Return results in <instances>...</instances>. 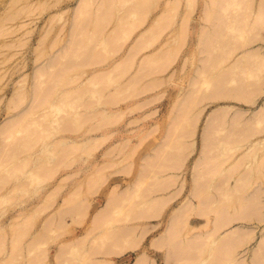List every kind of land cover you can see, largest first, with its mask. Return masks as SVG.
<instances>
[{"label": "rangeland", "instance_id": "rangeland-1", "mask_svg": "<svg viewBox=\"0 0 264 264\" xmlns=\"http://www.w3.org/2000/svg\"><path fill=\"white\" fill-rule=\"evenodd\" d=\"M81 1L0 0V264H264V0Z\"/></svg>", "mask_w": 264, "mask_h": 264}, {"label": "bare ground", "instance_id": "bare-ground-1", "mask_svg": "<svg viewBox=\"0 0 264 264\" xmlns=\"http://www.w3.org/2000/svg\"><path fill=\"white\" fill-rule=\"evenodd\" d=\"M82 1H84V2H82ZM82 1H81V2L84 3V4H85V2H86V4H87L88 2H90L89 0H88V2L85 1V0H82ZM117 1H119V2H117ZM145 1H146V0H145ZM209 1H210V0H209ZM213 1H214V0H213ZM91 2H92V0H91ZM91 2L88 3V5H83L82 8H83V9H87L88 6L91 7V5H92ZM104 2H105V0H104ZM104 2H102V3H104ZM116 2H117L118 4H119V3L121 4V1H120V0H116V1H114L115 5L117 4ZM230 2L232 3L231 0H229V3H230ZM246 2H247V1H246ZM82 3H81V4H82ZM209 3H210V2H209ZM215 3H217V2H215ZM248 3H250V2H248ZM81 4H80V5H81ZM90 4H91V5H90ZM140 4H141V3H140ZM211 4H212V2H211ZM250 4H251V3H250ZM80 5H79V8L81 7ZM95 5H96V4H95ZM97 5H99V4H97ZM212 5H214V4H212ZM221 5H222V4H221ZM226 5H227V4H226ZM133 6H134V4H133ZM85 7H86V8H85ZM98 7H100V5H99ZM112 7H114V5H113ZM230 7H231V6H230ZM261 7H262V5H261ZM96 8H97V7H96ZM96 8H94V9H95V10H98V11H100V9H103V8H99V9H96ZM208 8H209V7H208ZM220 8H221V7H220ZM231 8H232V7H231ZM132 9H133V8H132ZM137 9H138V8H137ZM209 9H210V8H209ZM212 9H213V8H212ZM87 10H88V9H87ZM213 10H214V9H213ZM225 10H226V9H225ZM80 11H82V10H80ZM80 11L78 12V14H81V15H82V13H84V15H85V13H88L86 10H83V11H85V12H82V13H81ZM88 11H90V8H89ZM130 11H131V10H130ZM76 12H77V10H76ZM93 12H95V11H93ZM103 12H104V10H103ZM208 12H209V11H208ZM261 12H262V11H261ZM96 13H97V12H96ZM104 13L107 14L106 12H104ZM209 13H210V12H209ZM211 13H212V10H211ZM78 14H76V15H78ZM90 14H92V12H90ZM218 14H219V12H218ZM224 14H225V13H224ZM76 15H75V16H76ZM88 15H89V14H88ZM94 15H95V13H94ZM94 15H92V16H94ZM96 15H98V14H96ZM208 15H209V14H208ZM208 15H207V16H208ZM228 15H229V14H228ZM235 15H236V14H235ZM204 16L206 17V13H204ZM215 16H216V15H215ZM215 16L213 17L214 19H216ZM231 16L233 17L234 15H231ZM77 17H78V16H77ZM77 17H76V18H77ZM98 17H99V16H98ZM205 17H204V18H205ZM221 17H222V16H221ZM223 17H224V16H223ZM227 17H228V16H227ZM229 17H230V16H229ZM232 17H231V19L235 18L236 16L233 17V18H232ZM256 17L259 18V15L256 16ZM85 18H86V17H85ZM94 18H95V17H94ZM213 18H212V16H211V19H213ZM238 18H239V17H236V20H238ZM78 19H80V18H78ZM96 19H97V17H96ZM207 19L209 20V16H208ZM220 19H221V18H220ZM226 19H227V18H226ZM240 19H241V18H240ZM242 19H243V18H242ZM255 19H256V18H255ZM261 19H264V18H261ZM83 20H84V19H83ZM117 20H118V19H117ZM120 20H122V19H119V21H120ZM208 20H207V21H208ZM258 20L260 21V19H258ZM85 21H86V20H85ZM122 21H123V20H122ZM122 21H120V22H122ZM207 21H206V22H207ZM210 21H211V20H210ZM219 21H220V20H219ZM227 21H228V20H227ZM233 21H235V19H234ZM233 21H232V23H233ZM239 21H240V20H239ZM79 22H80V21H79ZM101 22H102V21H101ZM120 22H119V23H120ZM223 22H224V21H223ZM223 22H222V23H223ZM257 22H258V21H257ZM261 22H262V21H261ZM84 23H85V22H84ZM87 23H89V22L87 21ZM102 23H103V22H102ZM107 23H109V22H107ZM119 23H118V24H119ZM208 23H209V21H208ZM212 23H213V22H212ZM236 23H239V22H236ZM236 23H235V24L233 23L234 26L237 25ZM254 23H255V22H254ZM100 24H101V23H100ZM105 24H106V23H105ZM105 24H104V25H105ZM118 24H116V25L118 26ZM225 24H227V23H225ZM225 24H224V26H225ZM230 24H231V23H230ZM80 25H82V23H80ZM87 25H88V24H87ZM87 25H86V27H87ZM89 25H90V23H89ZM93 25H94V24H93ZM95 25H96V24H95ZM95 25H94V26H95ZM97 25H98V24H97ZM227 25H228V24H227ZM231 25H232V24H231ZM231 25H229V26L232 27ZM258 25L261 26L262 24L259 23ZM258 25L256 24V26H258ZM211 26H212V25H211ZM224 26H223V27H224ZM229 26H228V27H229ZM237 26H238V25H237ZM100 27H101V26H100ZM100 27H99V28H100ZM93 28H94V27H93ZM115 28H116V27H115ZM226 28H227V27H226ZM237 28H238V27H237ZM255 28H256V27H255ZM85 29H89V28H85ZM94 29H95V28H94ZM232 29L235 30L236 27H234V28H232ZM238 29H239V28H238ZM91 30H92V29H91ZM117 30H118V29H117ZM236 30H237V29H236ZM112 31H113V30H112ZM121 32L126 33V30H125V31H122V30H121ZM78 33H79V32H78ZM80 33H82V32L80 31ZM80 33H79V35H80ZM85 33H86V32H85ZM87 33H88V31H87ZM89 33H90V31H89ZM82 34H83V33H82ZM90 34H91V33H90ZM217 34H218V33H217ZM256 34H257V33H256ZM258 34H259V33H258ZM261 34H264V33H261ZM86 35H87V34H86ZM204 35H205V33H203L202 37H204ZM206 35H208V34H206ZM80 36L83 37V35H80ZM84 36H85V34H84ZM90 36H91V35H90ZM94 36H96V35H94ZM103 36H104V35H103ZM252 36H253V35H252ZM259 36H260V34H259ZM261 36H264V35H261ZM85 37H86V36H85ZM207 37H208V36H207ZM257 37H258V36H257ZM88 38H90V37H88ZM93 38H94V37H93ZM200 39L202 40L203 38H200ZM206 39H207V38H206ZM259 39H260V38H259ZM261 39H264V38H261ZM79 40H80V39H79ZM83 40L86 41L87 38H86V39L84 38ZM88 40H90V39H88ZM91 41H93V40L91 39ZM87 42L89 43V41H87ZM78 43H79V42H78ZM85 43H86V42H85ZM142 43H143V42H142ZM229 44H230V43H229ZM82 45H85V46H86V44H84V43H82ZM88 45H89V44H88ZM88 45H87V46H88ZM232 45H234V44H230V46H232ZM70 46H71V45H70ZM76 46H77V45H76ZM79 46H80V45H79ZM79 46H78V47H79ZM90 46H91V45H90ZM237 46H238V45H237ZM237 46H236V47H237ZM81 47H83V46H81ZM220 47H221V46H220ZM220 47H218V49H219ZM227 47H228V46H227ZM233 47H234V46H232V48H233ZM240 47H241V46H240ZM73 48H74V47H73ZM86 48H87V47H85V49H86ZM221 48H222V47H221ZM237 49H238V48H237ZM260 49H261V48H260ZM222 50H223V48H222ZM64 51H65V50H64ZM81 52H82V51H81ZM223 52H224V51H223ZM226 52H227V51H226ZM84 53H85V52H84ZM86 53H88V51H86ZM89 53H90V51H89ZM221 54H222V53H221ZM244 54H245V53H244ZM252 54H253V53H250V55H252ZM254 54H259V53H254ZM88 55H89V54H88ZM92 55H93V54H92ZM245 55H246V56H243V57H245V58H243V59H244V60H247V61H251L252 59H251V60H248V59H246V58H249V59H250V58H255V57H252V56H250V55L248 56L247 53H246ZM260 55H261V54H259V55H255V56L258 58V56H260ZM54 56H55V54H54ZM75 56H77V55H74L73 57H74V58H77V57H75ZM221 56H222V55H220V57H221ZM89 57H90V55H89ZM95 57H97V56H95ZM217 57H219V56H217ZM225 57H226V55H225ZM83 58H84V57H83ZM97 58H98V60H99V57H97ZM259 58H260V57H259ZM259 58H258V60H259ZM77 59H79V58H77ZM81 59H82V57H81ZM92 59H93V58H92ZM100 59H101V58H100ZM222 59H223V58H222ZM222 59H220V60H222ZM226 59H227V58H226ZM83 60H84V59H83ZM83 60H81V61H83ZM85 60H87V59H85ZM220 60H219V61H220ZM240 60H242V56H241V59H240ZM254 60H256V58H255ZM88 61H89V60H88ZM93 61H94V60H93ZM95 61H96V59H95ZM78 62H79V61H78ZM89 62H91V61H89ZM89 62H88V63H89ZM96 62H97V61H96ZM96 62H95V63H96ZM244 62H245V61H244ZM79 63H80V62H79ZM84 63H85V62H84ZM242 63H243V62L241 61V64H242ZM246 63H247V62H246ZM246 63H243V64H242V67H241L242 69H245V68H243V67H244L243 65H245ZM81 64H82V63H81ZM89 64L91 65L92 62L89 63ZM219 64H221V63L219 62ZM238 64L241 65L240 63H237V65H235V66L239 68ZM65 65H66V64H64V66H65ZM72 65H73V64H72ZM247 65H248V64H247ZM247 65H245V66H247ZM84 66H86V65H84ZM84 66H81V67H84ZM233 66H234V64H233ZM250 66H252V65H250ZM256 67H257V68H256ZM256 67L252 68V70L249 69V71H252V73H255V72H254V69H255V68H256V70L258 69V66H256ZM73 68H75V67H73ZM233 68H234V67H233ZM241 68H240V69H241ZM249 68H250V67H249ZM246 69H247V67H246ZM61 70H66V68H65V69H61ZM78 70H79V69H78ZM234 70H235V69H234ZM67 71H70V70H67ZM67 71H63V73H64V72L66 73ZM238 71H240V70H238ZM74 72H76V71H74ZM198 72H199V71H198ZM201 72H202V71H200L199 73L203 76V73L205 74V72H202V73H201ZM233 72H234V71H233ZM40 73L43 74V72H40ZM65 73H64V74H65ZM67 73H68V72H67ZM67 73H66V74H67ZM69 73H70V72H69ZM226 73H227V74H230L229 72H226ZM248 73H249L250 75L252 74V73H250V72H248ZM72 74H74V73H72ZM200 74H199V76L201 77ZM242 74H243V73H242ZM70 75H71V74H70ZM231 75H232V74H231ZM233 75H234V77L229 75V76L231 77V78H230L231 80H233L232 77H233V78H236V77H235L236 72H235V74H233ZM132 76H133V75H132ZM229 76L227 75L226 78L228 79ZM243 76H244V74H243ZM252 76H254V75H252ZM63 77H64V75H63ZM65 77H66V76H65ZM107 77H108V75H107ZM220 77H222V76H220ZM60 78H61V76H60ZM60 78H59V79H60ZM66 78H67V77H66ZM224 78H225V77H224ZM63 79H64V78H63ZM130 79H131V78H130ZM216 79L219 80V78H216ZM220 79H221V78H220ZM55 80H56V78H55ZM221 80H223V77H222ZM224 80H225V79H224ZM59 81L62 82L61 79H60ZM64 81H65V80H64ZM64 81H63V82H64ZM215 81H216V80H215ZM226 81H227V80H226ZM259 81L262 82V81H264V79L260 78ZM67 82L69 83L68 80H67ZM129 82H131V81H129ZM224 82H225V81H224ZM231 82H232V81H231ZM236 83H238V81H235V84H236ZM239 83H240V80H239ZM57 84H58V83H57ZM62 84H63V83H62ZM214 84H215V83H214ZM235 84H234V85H235ZM262 84H264V83H262ZM60 85H61V84H60ZM127 85H128V84H127ZM241 85H242V84H241ZM56 86H58V85H56ZM134 86L136 87L135 84H134ZM134 86L132 85V86H130V88H131V87L133 88ZM246 86H247V85H246ZM58 87H59V86H58ZM241 87H243V86H241ZM241 87H239L240 90H241ZM53 88H54V86H53ZM61 88H62V87H61ZM127 88H128V87H127ZM237 88H238V87L236 86V89H237ZM245 88H247V87H245ZM219 89H220V88H219ZM217 90H218V89H217ZM220 90H222V89H220ZM213 92H214V91H213ZM213 92H212V93H213ZM220 92H221V91L217 92L216 94H220ZM222 92H224V91H222ZM228 92H229V91H227V93H228ZM231 92H232V90H231ZM239 92H240V91H239ZM252 93H253V91H252ZM229 94H230V93H229ZM211 95H212V94H211ZM220 95H222V94H220ZM223 95H224V94H223ZM13 96H15V98H16V95H13ZM114 96H115V95H114ZM114 96H112V97H114ZM230 96H231V95H230ZM234 96H235V97H238L239 100L243 99V101H246V100H244V98L249 99L248 96H245V95H243V94H242V95H241V94H236V95H234ZM110 97H111V96H110ZM112 97H111V98H112ZM224 97H225V96H224ZM224 97H223V98H224ZM226 97H227V96H226ZM212 98H213V97H212ZM219 98L221 99L222 97H221V96H218V99H219ZM227 98H228V97H227ZM232 98H234V97H232ZM11 99H13V98H11ZM112 99H113V98H112ZM112 99H111V102H112ZM236 100H238V99H236ZM249 101H250V100H248V102H249ZM11 102H12V101H10V103H11ZM13 102H14V101H13ZM46 102L48 103V101H46ZM46 102H45V103H46ZM109 102H110V101H109ZM115 102H116V101H115ZM41 104H42V103H41ZM12 105H14V103H12ZM12 105H10V106H12ZM85 106H86V105H85ZM11 108H13V107H11ZM43 108H44V107H43ZM32 113H33V112H32ZM32 113H28V114L31 115ZM30 115H29V116H30ZM15 116H17V115H15ZM24 116H26V115H24ZM257 116H259V115H257ZM12 117H13V116H12ZM26 117H27V116H26ZM23 118H24V117H23ZM254 118H255L256 120H259V122L254 121L253 124H256V123H257L258 126H259L260 123H261V124L264 123V117H261V118H260V117H259V118H258V117H254ZM254 118H253V119H254ZM260 119H261V120H260ZM22 120H23V119H22ZM22 120H20V121H18V122H21ZM250 120H251V119H250ZM261 121H262V122H261ZM255 122H256V123H255ZM16 124H18V123H16ZM16 124H15V125H16ZM262 125H264V124H262ZM5 127H7V126H5ZM17 127L19 128L20 126H17ZM14 128H15V126H14ZM18 128H15V129H18ZM254 129H256L257 131L253 130V131H255L254 134L252 133V134L248 135V136H250L249 139H250V141H251V145L255 144V141H256V143L259 142L258 139H251L252 136L259 134V133H257V132H259V129H258V128H254ZM223 130H224V129H222V132H223ZM260 130H261V129H260ZM10 131H12V130H10ZM204 131H206V130H204ZM220 131H221V130H220ZM224 131H226V133H227V129L224 130ZM232 131H233V130H232ZM261 131H264V127H262V130H261ZM2 132H3V130H2ZM230 132H231V131H230ZM245 132H246L245 134H247V133H249L250 131H248V128H247V129L245 130ZM251 132H252V131H251ZM251 132H250V133H251ZM228 133H229V132H228ZM233 133H234V132H233ZM240 133H241V132H239V134H240ZM260 133H261V132H260ZM223 134H224V133H223ZM242 135H243V134H242ZM261 135H262V134H261ZM245 137H246V136H245ZM29 138H30V137H29ZM26 141H27V139H26ZM26 141H25V142H26ZM19 142H21V141H19ZM19 142H18V143H19ZM25 142H23V143H25ZM219 142H220V141H219ZM21 143H22V142H21ZM23 143L20 144V145L24 146ZM211 143H212V142H211ZM27 144H28V143H27ZM214 144H215V143H214ZM20 145H18V146H20ZM178 145H179V144H178ZM208 145H209V144H208ZM215 145H216V144H215ZM13 146H14V145H13ZM175 146H176V145H175ZM14 147H16V146H14ZM20 147H21V146H20ZM208 147H209V146H208ZM250 147H251V146H250ZM21 148H22V147H21ZM24 148H25V146H24ZM14 149H15V148H14ZM18 149H19V148H18ZM18 149H17V152H20V150H18ZM25 149H26V148H25ZM21 150H24V149H21ZM251 150H253V149H251ZM15 152H16V150L12 153V155H14ZM63 152H64V151H63ZM10 154H11V153H10ZM20 154H21V153H20ZM12 155H11V158H12ZM63 157H64V156H63ZM63 159H64V158H63ZM63 161H64V160H63ZM66 161H67V160H66ZM222 163H223V162H222ZM205 166H206V165H205ZM262 167H264V166H262ZM207 175H208V174H207ZM4 178H5V177H4ZM199 178H200V176H199ZM5 179H6V178H5ZM5 179H4V180H5ZM100 179H101V178H100ZM260 179H261V178H260ZM0 180H2V179H0ZM223 183H224V182H223ZM200 184H202V183H200ZM220 184H221V183H220ZM202 186H203V185H202ZM205 186H207V187H206L207 189L205 188L206 191H207V190L209 191V190L211 189V187L213 188V184L210 185V184H207V183H206ZM214 186H216V185H214ZM132 188H133V187H132ZM198 190H199V189H198ZM205 190H203V191H205ZM199 191H201V190H199ZM260 192H262V191H260ZM192 193H195V192H192ZM206 193H207V192H206ZM208 193H209V192H208ZM209 194H210V193H209ZM115 195H116V194H115ZM145 195H146V194H145ZM198 195H199V194H198ZM253 195H254V194H253ZM255 195H256V194H255ZM260 195H261V194H260ZM112 196H114V195H112ZM117 196H118V194H117ZM195 196H196V197H199V196L196 195V193H195ZM200 196H201V195H200ZM112 198H113V197H112ZM114 198H115V197H114ZM202 198H204V197H202ZM206 198H208V197H206ZM109 199H110V198H109ZM210 199H211V198H210ZM245 199H246V198H245ZM111 200H112V199H111ZM202 201H203V200H202ZM239 201H240V200H239ZM200 202H201V201H200ZM205 202H206V201H205ZM209 202H210V201H209ZM212 202H213V201H212ZM106 203H107V202H106ZM202 203H204V202H202ZM262 203H264V202H262ZM109 204H111V203H109ZM109 204L107 203L108 206H110ZM152 204H155V203H152V202H151V205H152ZM211 204H213V203H211ZM211 204L209 205V203H208L209 208H208V207H207V208L205 207V210H203V211H204V214H205V212H208L209 209L211 210V207H210ZM149 205H150V204H149ZM149 205H147V206H149ZM155 205H156V204H155ZM165 205H166V204H165ZM199 205H203V204L199 203ZM205 205H206V204H205ZM65 206H66V205H65ZM74 206H75V204H74ZM105 206H106V205H105ZM108 206H106V207H108ZM153 206H154V205H153ZM153 206H152V209L154 208L153 211H156V210H155V206H154V207H153ZM159 206H160V205H159ZM67 207H68V206H67ZM213 207H214V206H213ZM215 207H216V206H215ZM226 207H227V206H226ZM64 208H65V207H64ZM79 208H80V207H79ZM159 208H160V207H159ZM232 208H233V206H232ZM242 208H243V207H242ZM244 208H245V207H244ZM244 208H243V209H244ZM249 208H250V207H249ZM104 209H105V208H104ZM147 209H149V207H147ZM147 209L144 208V210H146V211H147L146 213L148 214V213H150V212H148ZM202 209H204V207H203ZM206 209H208V210H206ZM106 210H108V209H106ZM149 210H150V209H149ZM188 210H189V209H188ZM210 210H209V211H210ZM222 210H223V209H222ZM75 211H77V210H75ZM189 211H190V210H189ZM198 211H201V213L203 212L201 209L198 210ZM81 212H82V211H81ZM103 212H104V211H103ZM151 212H152V211H151ZM240 212H241V211H240ZM67 213H68V212H67ZM105 213H107V211H105ZM152 213H155V212H152ZM213 213H215V211H214ZM238 213H239V212H238ZM244 213H245V212H244ZM250 213H251V212H250ZM65 214H66V213H65ZM69 214H70V213H69ZM142 214L145 215V213H142ZM156 214H157V213H156ZM188 214H189V212H188ZM204 214H203V215H204ZM225 214H226V213H225ZM231 214H232V213H231ZM241 214H242V213H241ZM248 214H249V213H248ZM62 215H63V214H62ZM102 215H103V214H102ZM143 215H141L142 217H140V216L138 215V217L143 218ZM153 215H155V214H153ZM203 215H200V216L205 217V223H206V222L209 220V219H208L209 217L206 216V214H205L204 216H203ZM221 215H222V214H221ZM236 215H237V214H236ZM245 215H246V214H245ZM245 215H244V216H245ZM57 216H58V215H57ZM157 216H158V214H157ZM209 216H210V215H209ZM218 216H219V215H218ZM228 216H229V215H228ZM238 216H239V215H238ZM240 216H241V215H240ZM106 217H107V216H106ZM144 217H145V216H144ZM148 217H149V216H148ZM152 217H153V216H152ZM214 217L216 218L215 215H214ZM235 217H236V216H235ZM235 217H234V218H235ZM242 217H243V216H241L240 218H242ZM261 217H262V216H261ZM76 218H77V217H76ZM146 218H147V217H146ZM174 218L177 219L176 216H175ZM174 218H173V219H174ZM215 218H214V219H215ZM220 218H221V216H220L219 218H216L217 221H215V222H218ZM223 218H224V216H223ZM105 219H106V218H105ZM214 219H213V220H214ZM228 219H229V218H228ZM249 219H250V218H249ZM249 219H248V220H249ZM257 219H258V218H257ZM259 219H261V218H259ZM139 220H140V219H139ZM227 221H228V220H227ZM227 221H226V222H227ZM97 222H99V221H97ZM208 222H209V221H208ZM215 222L212 223V224L215 225ZM229 222L231 223V221H229ZM261 222H264V221H261ZM261 222L259 221V223H261ZM95 223H96V221H95ZM210 224H211V222H210ZM216 224L218 225V224H220V223L218 222V223H216ZM183 225H184V223H183ZM183 225H182V226H183ZM186 225H187V224H186ZM205 225H206V224H205ZM223 225H226V224L224 223ZM184 227H185V226H184ZM203 227H206V226H203V225H202V228H203ZM215 227H216V226H215ZM207 228H208V227H207ZM207 228H205V231L203 232V234L206 236V238H205L204 235H203V238L206 239V240L204 239L206 242H203V243H206V244H204V246L207 245V241H208V239H211V237H212V235H211L212 233L210 234V230L213 232L212 229H210V230L208 229V231H207V230H206ZM217 228H218V227H216L215 229H217ZM221 228H223V227H221ZM221 228H220V229H221ZM220 229H219V230H220ZM244 229H245V228H244ZM199 230H200V229H199ZM219 230H218V231H219ZM121 231H122V230H121ZM190 231L193 232V231H195V230L193 229V231H192V230H190ZM190 231H189V233H191ZM215 231H216V230H215ZM218 231H217V232H218ZM240 231H241V230H240ZM252 231H253V230H252ZM236 232H237V231H236ZM250 232H251V231H250ZM110 233H114V232H110ZM121 233H122V232H121ZM189 233H187V234H189ZM239 233H240V232H239ZM248 233H249V232H248ZM209 234H210V235H209ZM243 234H245V233H243ZM251 234H252V233H251ZM232 235H235V233H232ZM236 235H237V233H236ZM109 236H110V234H109ZM114 236H115V235H114ZM165 236H166V235H165ZM226 236H227V235H226ZM229 236H230V234H229ZM237 236H238V235H237ZM245 236H246V234H245ZM116 237H117V236H116ZM127 237H130V236H127ZM127 237H125L124 239H130V238H127ZM231 237H232V238H231ZM231 237H228V238H231V239L234 238L233 236H231ZM235 237H236V236H235ZM248 237H249V236H248ZM190 238H191V237H190ZM196 238H198V237L196 236ZM200 238H201V236H200ZM203 238H202V239H203ZM222 238H223V237H222ZM228 238H226V239H227V242L231 244V243H232V242H230L231 239L229 240ZM238 238H239V237H238ZM250 238H251V237H250ZM250 238H249V240H250ZM111 239H112V240L115 239V241L121 240V238L119 239V237H117V238H110V240H111ZM131 239L133 240L132 242H136L135 239H133V238H131ZM131 239H130V240H131ZM160 239H162V238H160ZM165 239L168 241V239H167L166 237H165ZM194 239H195V238H193V240H194ZM234 239H236V238H234ZM239 239H240V238H239ZM244 239H245V238H244ZM244 239H242V241H243ZM253 239H254V238H253ZM79 240H80V239H79ZM134 240H135V241H134ZM186 240H187V239H186ZM196 240L198 241V239H195L194 241H196ZM204 240H203V241H204ZM221 240H224V238L221 239ZM221 240H219V241H221ZM81 241H83V240L81 239ZM201 241H202V240H201ZM201 241H199V242H201ZM209 241H210V240H209ZM232 241H233V240H232ZM236 241H237V240H236ZM236 241L234 240L233 242H236ZM238 241H239V240H238ZM245 241H248V240L245 239ZM77 242H80V241H77ZM124 242H125V245H126V244H130V241H128V243H126L127 241H123V244H124ZM161 242H162V241H161ZM163 242L166 243L165 240H163ZM190 242H191V241H189V239H188V243H186V244H189ZM221 242H222V241H221ZM224 242L227 243L226 241H224ZM113 243H114V242H113ZM121 243H122V242H121ZM155 243H156V242H155ZM155 243H154V244H155ZM157 243H158V241H157ZM181 243H182V242H181ZM181 243H179V244L181 245ZM184 243H185V242H184ZM193 243H196V242H193ZM201 243H202V242H201ZM203 243H202V245H203ZM217 243H218V242H217ZM222 243H223V242H222ZM225 243H224V244H225ZM262 243H264V242H262ZM262 243H261V244H262ZM75 244H76V243H75ZM77 244H78V243H77ZM123 244H122L120 247H122ZM131 244H133V243H131ZM161 244H163V243H161ZM161 244L156 245V247H157V246H160ZM179 244H178V245H179ZM197 244H199V243H197ZM230 244H227V245H230ZM234 244H235V243H234ZM234 244H233V245H234ZM82 245H83V244H82ZM100 245H101V244H100ZM125 245H124V247H125L124 249L127 250L128 247H126ZM169 245H170V244L165 245V247L168 246L167 248L169 249ZM193 245H195V244H193ZM193 245H192V248H193V249L190 248V247H188V248H190L191 250H194L193 252L198 251V256H199V257L197 256L196 258H193L194 256H191V257H186V259H185L184 256H183L182 258L185 259V261H183V260H178V261H177L178 264H184L183 262H185L186 264H205L206 260H205L204 258H203L202 260H200V257L203 255V252L206 251L208 247H207V246H205V247H204V246H203V247H200L201 245L199 244V247H197V248H199V250H197V248L194 249L195 246L193 247ZM220 245H222V244L220 243ZM231 245H232V244H231ZM13 246H14V245H13ZM71 246H72V245H71ZM73 246H75V245H73ZM76 246L78 247V246H80V245H76ZM113 246H115V244H113ZM118 246H119V245H118ZM131 246H132V245H129V248H130ZM134 246H135V245H134ZM134 246H133V247H134ZM62 247H64V246H62ZM101 247H102V246H101ZM110 247H111V249H112V246H110ZM120 247H113V248H115V249L117 248V249H121V250H123V249H122L123 247H122V248H120ZM206 247H207V248H206ZM224 247H225V246H224ZM229 247H230V246H229ZM232 247H235V246H232ZM236 247H237V246H236ZM240 247H241V246H240ZM242 247H243V245H242ZM215 248H217V247H215ZM62 249H63V248H62ZM65 249H66V248H65ZM99 249H100V248H99ZM168 249H166V250H168ZM178 249H179V247H178ZM205 249H206V250H205ZM222 249H223V248H222ZM231 249H232V248H231ZM231 249H228V248H227V251H226V253H225L226 255H224L223 252H222V254L224 255V256H223V255H222V256H223V257H226L227 259L229 258L228 260L232 263V261H234L236 257L234 258V251H233V250H235V249H232V250H231ZM237 249H238V248H237ZM87 250H88V249H87ZM121 250H120V251H121ZM170 250H172V249L170 248ZM224 250H225V249H224ZM228 250H229V251H228ZM93 251H94V250H93ZM118 251H119V250H118ZM118 251H116V252H117V253H121V252H118ZM213 251H214V250H213ZM221 251H222V250H221ZM262 251H264V250H262ZM60 252H61V250H60ZM110 252H111V251H110ZM110 252H109V253H110ZM123 252H124V251H123ZM215 252H217V250H216ZM219 252H220V251H219ZM188 253H189V252H188ZM213 253H214V252H213ZM213 253H212V254H213ZM164 254H165V253H164ZM189 254H190V253H189ZM201 254H202V255H201ZM212 254H211V255H212ZM104 255H105V254H104ZM115 255H116V254H115ZM165 255H166V254H165ZM187 255H188V254H187ZM191 255H192V254H191ZM213 255H215V254H213ZM213 255H212V256H213ZM235 255H236V254H235ZM59 256H60V255H59ZM85 256H86V255H85ZM107 256H108V255H107ZM189 256H190V255H189ZM212 256H211V258H212ZM215 256L218 257L217 255H215ZM215 256H213L214 259H216ZM40 257H41V256H40ZM165 257H166V256H165ZM168 257H169V256H168ZM43 258H44V257H43ZM141 258H142V257H140V259H141ZM163 258H164V257H163ZM166 258H167V257H166ZM166 258H165L164 260H167ZM187 258H188V259H187ZM201 258H202V257H201ZM211 258L208 260L209 264L214 263V262H216V261H219V260H214V261L210 262ZM213 258H212V259H213ZM62 259H64V258H62ZM144 259H146V258H144ZM195 259H196V261L199 260V262L197 261V262L195 263V262H194ZM217 259H218V258H217ZM220 259H223V258L221 257ZM57 260H58V259H57ZM88 260H89V259H87V261H88ZM136 260H137V259H136ZM136 260H135L134 264H144V263H142V261H144L143 259H141L142 261H141V260L136 261ZM193 260H194V261H193ZM146 262H147V260H146ZM165 262H166V261H165ZM169 262H170V261H169ZM180 262H181V263H180ZM225 262H226V261H225ZM225 262L223 261V264H227V263H228V262H226V263H225ZM58 263H59V262H58ZM88 263H89V262H88ZM177 263H175V264H177ZM219 263H220V261H219ZM164 264H165V263H164ZM167 264H170V263H167ZM207 264H208V263H207ZM214 264H215V263H214ZM217 264H218V263H217ZM221 264H222V263H221ZM244 264H245V263H244ZM259 264H261V263H259Z\"/></svg>", "mask_w": 264, "mask_h": 264}]
</instances>
